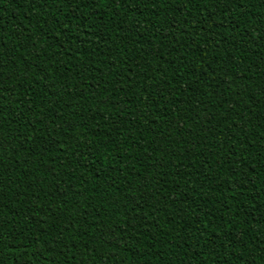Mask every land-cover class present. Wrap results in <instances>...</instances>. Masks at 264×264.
Segmentation results:
<instances>
[{"label": "trees", "instance_id": "trees-1", "mask_svg": "<svg viewBox=\"0 0 264 264\" xmlns=\"http://www.w3.org/2000/svg\"><path fill=\"white\" fill-rule=\"evenodd\" d=\"M0 264H264V0H0Z\"/></svg>", "mask_w": 264, "mask_h": 264}]
</instances>
